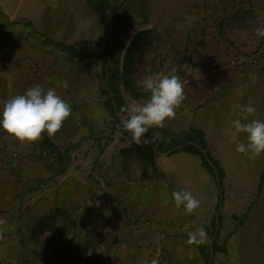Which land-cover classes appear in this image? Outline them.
I'll list each match as a JSON object with an SVG mask.
<instances>
[{"label": "rangeland", "instance_id": "obj_1", "mask_svg": "<svg viewBox=\"0 0 264 264\" xmlns=\"http://www.w3.org/2000/svg\"><path fill=\"white\" fill-rule=\"evenodd\" d=\"M108 1L99 13L86 0H0V115L11 76V98L23 94L28 89L24 85H39L55 89L70 104L72 114L62 128L52 137L44 132L58 147L84 137L71 152L66 171L58 175L66 163L41 144L43 134L36 142H21L0 128V218L6 221L0 264H42L43 257L49 264H83L87 259L91 264H151L157 251L160 264H208L198 245L187 243L188 234L203 226L210 241L202 245H210L217 211L219 250L210 255L212 264H264V178L258 189L264 153L250 159L236 151L241 137L226 138L231 153L225 155L230 165L222 191L199 158L183 151L174 157L187 159L167 160L173 162V178L165 177L161 168L139 177L134 163L122 171L121 149L129 147V140L112 126L103 106L101 63L69 58L43 37L82 52L96 51L109 41L114 70L122 69L126 51L137 40L132 77L140 97L121 88L126 105L150 98L143 87L148 76L176 75L186 95L190 84L211 80L214 75H200L210 64L248 54L218 56L213 0ZM115 5L120 9L112 13ZM221 44L231 46L226 39ZM249 56L247 63L254 61ZM24 70L30 74L20 73ZM212 100L209 93L187 113L211 109ZM141 183L146 190L139 194ZM180 190L200 200L192 214L183 206L176 208L172 192Z\"/></svg>", "mask_w": 264, "mask_h": 264}, {"label": "crops", "instance_id": "obj_2", "mask_svg": "<svg viewBox=\"0 0 264 264\" xmlns=\"http://www.w3.org/2000/svg\"><path fill=\"white\" fill-rule=\"evenodd\" d=\"M212 14L217 26L215 36L219 40V46H216L218 56L240 52L251 55L254 61L244 63L240 67L222 70L204 84L198 82L190 84L186 91V99L177 109L175 118L165 120L163 128L174 134L186 130L189 126L201 128L205 133L210 153L218 159L226 172L230 163L225 155L228 152L231 153L225 148L224 141H226V138L230 140L233 135V137H241L242 142L247 143V134L235 132L230 124V120L238 118L239 109L236 108V105L251 103L256 108V113L249 117V121L252 119L264 120V37L257 36L255 32L256 28L264 26V0H213ZM224 39L231 46H222L221 43ZM8 71L9 75L13 74L11 66L8 67ZM20 73L25 76L30 74L28 70L20 71ZM10 79L11 76H8L10 91L5 93V97L8 99L11 98L12 92ZM24 79H27V77H24ZM30 79H32V76ZM32 87L34 85H24L25 89ZM209 93L213 96L211 105H209L211 109L202 107L194 110L193 114L187 113L192 111L189 106L192 107V104L199 100L204 101L208 98ZM149 99L142 100V98H139L138 103L143 104ZM3 105L4 101L1 106ZM182 123H185V125L190 124L186 125V128H182ZM154 128L159 129L160 127L154 126ZM44 135L45 133H43ZM74 135L73 137L76 136ZM54 142L58 144L56 140ZM233 143H235L234 140ZM178 154L180 152L170 155L158 154L155 157V163L145 170L139 157L134 152H130L123 155V166L121 168L122 171L130 170V168H133L131 164L134 163L135 169L139 170V177L143 175L144 171L161 168V173L165 177L173 178L175 176L171 168L173 162L167 160L178 156ZM126 158L128 159L126 160ZM134 159L137 161L132 162ZM181 159H187V157L173 158L174 161H180ZM139 177L137 178L138 182L141 180ZM145 178H143L144 182L146 181ZM145 184L148 185V182H145ZM144 186L141 183L137 193H144V190H146ZM12 201L13 198L10 202Z\"/></svg>", "mask_w": 264, "mask_h": 264}, {"label": "clouds", "instance_id": "obj_3", "mask_svg": "<svg viewBox=\"0 0 264 264\" xmlns=\"http://www.w3.org/2000/svg\"><path fill=\"white\" fill-rule=\"evenodd\" d=\"M255 32L257 36L264 37V26L256 28ZM143 87L151 94L147 102L128 104L120 109L121 113L126 114L121 119L122 127L136 144L147 142L145 134L150 128H163L166 119L175 118L177 109L186 99L184 86L176 75H164L158 79L148 76L143 81ZM236 108L239 109L238 118L230 120V124L235 132L247 134V143L237 142L236 151L254 160L264 153V120L249 121V117L256 113L251 103L236 105ZM71 114L70 104L55 89L45 90L38 85L4 102L0 128L21 142H36L42 139L44 132L49 137L54 136ZM172 198L176 208L183 206L188 214L195 212L201 203L191 192L184 190L173 191ZM5 223V219L0 218V240L4 239ZM209 241L210 237L203 226L188 234L189 245H202ZM158 257L159 251L151 264H160Z\"/></svg>", "mask_w": 264, "mask_h": 264}, {"label": "trees", "instance_id": "obj_4", "mask_svg": "<svg viewBox=\"0 0 264 264\" xmlns=\"http://www.w3.org/2000/svg\"><path fill=\"white\" fill-rule=\"evenodd\" d=\"M86 1L92 10L99 13H104L106 7L109 6L108 0ZM121 5L112 6V13H115L117 10H119ZM43 42L53 44L57 49L64 52L69 58H80L82 60L92 59L96 62L101 63L102 77L105 81V88L103 90V93L106 94V98L103 101V106L106 108L111 117L112 126L118 129L123 134V136L129 140V147L121 149L122 155H127L130 152H134L139 157L145 170L155 163V157H157L158 154H163L170 151L169 153H167V155H170L183 151L195 155L199 158L202 168L205 169V171L211 176L217 177V183L219 184L218 188L222 191V183L223 178L225 177V171L220 165L218 159L210 153L205 133L201 128L189 126L186 130L174 134L164 128L156 129L152 127L149 129V132L145 134V139L147 140V142H142L140 144H136L135 142H133L131 140L130 134L123 129L121 124V117L126 114L121 113L120 109L127 105L120 95V89L123 88L128 91L133 98L140 97V94L137 93L134 89L135 87L132 77L133 49L136 48L139 44L137 40L133 41L130 45V48L126 51L122 69L120 70H114L109 65V62L112 59V47L109 41H107L102 48L96 51L88 52H82L79 48L73 45L63 42H57L47 37H43ZM83 139L84 137L80 138L76 142L68 143L64 148H60L56 143L51 141L48 136H43V141L41 142V144L49 149L60 163H66V165L62 166V168L58 170L56 174L60 175L66 171L71 152L81 145ZM179 146L183 147L171 150L173 147ZM206 157L209 159V162L205 160ZM263 178L264 172H262L260 175V183L258 185V189H260L261 187ZM221 199L222 198L219 197L216 207L218 206V203H220L219 201H221ZM217 224L218 226H220L219 214L217 216ZM211 229L212 237L214 235L211 245H198L199 252L203 257L204 262L208 264H212L211 261L209 263L210 255L215 254L219 250V247L216 244L218 239V231L215 232V215L211 220ZM91 262V260L87 259L83 264H91ZM42 264H49L48 261H46L45 257L42 258Z\"/></svg>", "mask_w": 264, "mask_h": 264}, {"label": "built area", "instance_id": "obj_5", "mask_svg": "<svg viewBox=\"0 0 264 264\" xmlns=\"http://www.w3.org/2000/svg\"><path fill=\"white\" fill-rule=\"evenodd\" d=\"M249 58H250L249 55H242V54L231 55L226 60L225 59H221V60H217L213 64H210L208 67L203 69V71H201L200 75L202 77H205V76H208V75H216L217 73H219L222 70L229 69V68L240 67L244 63H247Z\"/></svg>", "mask_w": 264, "mask_h": 264}, {"label": "water", "instance_id": "obj_6", "mask_svg": "<svg viewBox=\"0 0 264 264\" xmlns=\"http://www.w3.org/2000/svg\"><path fill=\"white\" fill-rule=\"evenodd\" d=\"M106 78H107V68H106ZM183 146H179V147H173L171 150H175L176 148H182ZM170 151H168L167 153H169ZM167 153H163V154H167ZM205 160L207 161V162H209V159L206 157L205 158ZM215 179H216V181H217V177L215 176ZM217 186L219 187V184L217 183ZM219 206H220V203H219ZM218 206V207H219ZM218 211L216 212V214H215V218H216V230H215V232L218 230V228H219V226H218V224H217V216H218ZM213 237H214V235H213ZM213 237H212V239H213ZM212 239H211V242H212ZM211 242H210V245H211ZM210 251H211V249H210ZM209 263H210V260H209Z\"/></svg>", "mask_w": 264, "mask_h": 264}]
</instances>
